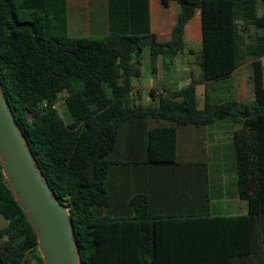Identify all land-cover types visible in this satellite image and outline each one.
<instances>
[{"label":"trees","instance_id":"16d2710c","mask_svg":"<svg viewBox=\"0 0 264 264\" xmlns=\"http://www.w3.org/2000/svg\"><path fill=\"white\" fill-rule=\"evenodd\" d=\"M175 1L172 39L157 43L148 0H132L128 31L113 21L102 38L69 37L43 0H0L1 88L45 181L70 207L82 264H264V0ZM197 10L200 79L157 107L137 106L141 53H182ZM247 60L254 99L206 97L199 109L196 86L228 78ZM62 94L69 123L52 108ZM222 121L239 125L233 144L245 215L213 216L207 165L177 159L180 127ZM0 215V264H21L37 236L1 162ZM24 264L44 263L34 248Z\"/></svg>","mask_w":264,"mask_h":264},{"label":"crops","instance_id":"0c3cea01","mask_svg":"<svg viewBox=\"0 0 264 264\" xmlns=\"http://www.w3.org/2000/svg\"><path fill=\"white\" fill-rule=\"evenodd\" d=\"M40 6L56 18L58 28L65 30L69 37L102 38L110 34L114 21L119 29L128 31L131 22L132 0H43ZM142 4V0H139ZM42 4V5H41ZM150 31L157 43H166L172 39V30L176 24L180 7L175 0H148ZM128 7V10H127ZM123 8V10H121ZM116 26V25H115ZM254 31V30H251ZM264 32V31H263ZM185 50L175 57L152 58L149 48H145L138 62L139 76L132 80V101L143 108L157 107L161 96H169L191 84L193 79L201 77L202 20L197 10L185 27ZM252 61L247 60L226 79L202 82L199 89L204 108L206 97L214 103H247L254 99ZM239 125L231 121L217 122L205 127L184 126L178 130L177 159L182 164H200L208 167L210 185V167L213 151L224 161L228 152H233V133ZM227 137H221L220 131ZM235 155V150H234ZM217 157V154H216ZM222 213V212H221ZM232 213L213 216L245 215ZM6 220L0 215V229L6 226Z\"/></svg>","mask_w":264,"mask_h":264},{"label":"water","instance_id":"95a60500","mask_svg":"<svg viewBox=\"0 0 264 264\" xmlns=\"http://www.w3.org/2000/svg\"><path fill=\"white\" fill-rule=\"evenodd\" d=\"M138 56V54L136 55ZM0 162L15 200L33 227L44 264H82L70 207L54 196L29 149L0 84Z\"/></svg>","mask_w":264,"mask_h":264},{"label":"rangeland","instance_id":"374dc122","mask_svg":"<svg viewBox=\"0 0 264 264\" xmlns=\"http://www.w3.org/2000/svg\"><path fill=\"white\" fill-rule=\"evenodd\" d=\"M258 15L264 14V5L257 6ZM253 32V31H252ZM201 89L198 93V104L202 107L203 101L200 97ZM56 109L60 117L66 123L72 121L70 112L64 102V94L60 95L56 104ZM221 137H227L226 132L220 131ZM217 154V157H216ZM219 152L213 151L212 164L210 167V204L211 213L229 215L232 213H242L247 209V202L242 200L238 193V175L236 169V159L233 152L225 149L226 157L224 161L218 157ZM222 212V213H221Z\"/></svg>","mask_w":264,"mask_h":264},{"label":"built area","instance_id":"2783aa9c","mask_svg":"<svg viewBox=\"0 0 264 264\" xmlns=\"http://www.w3.org/2000/svg\"><path fill=\"white\" fill-rule=\"evenodd\" d=\"M45 107H46V105H45ZM52 108H53V109H54V108L56 109V104H55V105H53V106H52Z\"/></svg>","mask_w":264,"mask_h":264}]
</instances>
